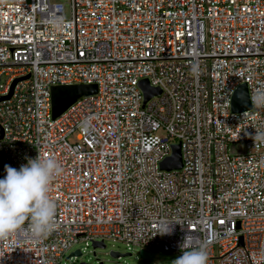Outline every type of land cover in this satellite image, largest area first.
<instances>
[{"label":"built area","instance_id":"2783aa9c","mask_svg":"<svg viewBox=\"0 0 264 264\" xmlns=\"http://www.w3.org/2000/svg\"><path fill=\"white\" fill-rule=\"evenodd\" d=\"M141 80L160 90L144 107ZM14 81L0 178L38 153L61 171L56 228L33 238L25 221L0 239V264H63L79 241L109 239L181 255L186 233L208 264H264V0H68L67 16L0 0V97ZM242 84L251 109L233 114ZM72 85L97 91L52 119L51 88ZM177 143L181 169L161 170Z\"/></svg>","mask_w":264,"mask_h":264},{"label":"clouds","instance_id":"9594fccd","mask_svg":"<svg viewBox=\"0 0 264 264\" xmlns=\"http://www.w3.org/2000/svg\"><path fill=\"white\" fill-rule=\"evenodd\" d=\"M237 99L243 101V93H237ZM253 99L264 106V92H258ZM252 139L264 143V133L255 132ZM60 171L54 159L39 153L18 170L4 165L5 175L0 178V239L16 233L25 221L26 232L33 238L45 237L56 228V208L49 196V186ZM168 225H163L158 234H170ZM191 239L186 233L179 245L181 255L171 264H208L205 246H193Z\"/></svg>","mask_w":264,"mask_h":264},{"label":"water","instance_id":"95a60500","mask_svg":"<svg viewBox=\"0 0 264 264\" xmlns=\"http://www.w3.org/2000/svg\"><path fill=\"white\" fill-rule=\"evenodd\" d=\"M17 81L10 87V91L7 96L0 97V101L8 100L11 97L12 89ZM139 89L143 95V103L142 107L154 97H158L160 95V90L158 88L151 87L147 80H141L138 84ZM97 91L96 86L94 85H72V86H58L51 88V115L52 119H56L62 113H64L69 107H71L76 101L83 97L95 95ZM237 93H243V101L237 99ZM251 109V104L249 100L248 90L245 84L240 85L236 91L234 92L231 105L230 112L233 114L242 113L245 111H249ZM1 137V130H0ZM182 166L181 161V151L180 145L173 144L171 145L170 156L167 157L160 164V169L163 171H179ZM93 249L96 248H104V244L102 242H93L91 243ZM140 256L147 260L151 261V257L149 254L143 250H140ZM81 253L76 250L72 252L67 258L71 257H79ZM110 256L113 258H120L124 256H130V254L120 255L118 253L111 252Z\"/></svg>","mask_w":264,"mask_h":264},{"label":"rangeland","instance_id":"374dc122","mask_svg":"<svg viewBox=\"0 0 264 264\" xmlns=\"http://www.w3.org/2000/svg\"><path fill=\"white\" fill-rule=\"evenodd\" d=\"M50 3L60 4L63 6L65 15L68 14V0H50ZM159 136L161 132L157 133ZM73 139H70L72 141ZM229 153L231 155H242L245 150L242 146H230ZM104 248L93 249L90 243L85 244L84 241H79L77 244L69 248L62 260L63 264H171V262L179 257L176 253H166L162 251L146 250L151 257V261H147L140 256V248L127 247L123 242L118 240H104ZM80 250L81 256L66 258L74 251ZM118 253L120 255L130 254L120 258H113L110 253Z\"/></svg>","mask_w":264,"mask_h":264}]
</instances>
